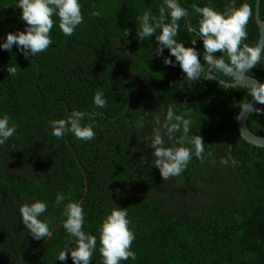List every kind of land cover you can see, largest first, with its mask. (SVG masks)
<instances>
[{"label":"trees","instance_id":"trees-1","mask_svg":"<svg viewBox=\"0 0 264 264\" xmlns=\"http://www.w3.org/2000/svg\"><path fill=\"white\" fill-rule=\"evenodd\" d=\"M208 2L181 0L193 25V5ZM243 2L235 0L236 6ZM246 2L253 9L246 43L255 45L260 37L256 0ZM81 3L84 23L70 37L54 27L52 46L36 58L26 59L15 46L10 52L0 50V114L7 113L18 125L16 135L0 146V264H21L45 241L35 240L21 224V203L32 198L47 201L45 217L52 230L63 219L64 204L55 205L57 194L74 201L84 196L82 171L65 137L53 136L50 127V121L67 116L68 108L104 113L96 118L93 140L68 134L89 179L84 227L98 239L92 264H102L100 222L118 206L127 208L136 235V259L121 264H264V147L248 143L237 128L242 101L252 99L248 87L203 81L207 66L200 80L189 85L178 66H165L155 55L154 37L139 42L137 16L146 9L158 15L161 0ZM232 3L211 0L217 10ZM20 14L17 0H0V38L23 30ZM260 15L264 21V0ZM179 23L180 39H196L187 32L186 20ZM127 28L132 34L124 38ZM197 47L202 49V42ZM7 65L16 67L17 74L9 75ZM248 75L264 80V61ZM97 90L105 94V108L96 109L92 103ZM184 105L193 121L190 134L201 135L206 143L205 159L193 156L180 176L163 180L145 137L158 126L157 116L163 122L169 107L180 114L186 111ZM247 125L264 137V114L252 113ZM229 154L236 163L221 164L220 158ZM68 242L59 228L26 264L64 263L56 259ZM67 263H72L70 258Z\"/></svg>","mask_w":264,"mask_h":264},{"label":"clouds","instance_id":"clouds-1","mask_svg":"<svg viewBox=\"0 0 264 264\" xmlns=\"http://www.w3.org/2000/svg\"><path fill=\"white\" fill-rule=\"evenodd\" d=\"M81 0H17V9L20 10L19 19L24 22L23 30L7 32L0 38V50L12 51L15 46L18 53L27 58H36L53 44L51 33L58 27L64 36H72L77 28L84 23ZM197 14V24L193 25L189 19L190 13L181 0H161L159 14L146 9L137 16L135 36L139 42L148 38L156 41L153 49L156 56L162 59L165 66L179 67L184 74V81L189 85L201 78L207 66L208 79L219 77L221 73L237 83L243 82L248 87V95L252 99L241 103V118L245 113L264 114V108L255 106L264 105V80L253 75L248 76L257 64L264 61V44L250 45L247 25L253 15L249 3L243 2L236 6L235 0L231 6L217 10L211 0L205 6L193 5ZM99 15V12H93ZM54 17L56 18L54 20ZM186 20L187 32L196 39L186 43L179 38L180 21ZM132 34L127 28L122 33L124 38ZM202 42V49L197 47ZM189 45V46H186ZM165 50L168 55L165 56ZM217 53H220L218 56ZM173 57L175 58L173 60ZM9 75H16L17 68L7 65ZM226 83L221 80V84ZM96 109L105 108L107 99L104 92L97 90L92 98ZM186 111L177 114L169 107L163 122L156 117L157 127L145 138L157 168L163 178L180 176L189 166L193 156L198 160L205 159V142L201 135L191 133L192 119L188 107ZM149 112L145 111V115ZM104 113L71 111L65 118L50 121L52 135L59 138L68 134L76 139L88 142L94 139L97 127L96 118ZM89 121H85V117ZM18 125L12 122L7 113L0 114V146L13 138L17 133ZM181 135H176L181 133ZM231 151V145H228ZM236 163L230 156L221 157L220 163L228 165L229 161ZM67 201L66 203H64ZM64 204L62 222L57 226L63 228L69 242L59 252L56 261L67 264L69 258L72 264H92L93 255L97 250V236L85 230L87 215L83 202L74 201L64 193H58L55 205ZM21 224L37 241L48 240L53 237L45 217L48 212V202L32 198L18 207ZM127 208L120 206L112 208L101 220L98 227L99 253L102 264H121L129 259L135 260L136 254L132 249L136 239L135 232L130 227Z\"/></svg>","mask_w":264,"mask_h":264},{"label":"water","instance_id":"water-1","mask_svg":"<svg viewBox=\"0 0 264 264\" xmlns=\"http://www.w3.org/2000/svg\"><path fill=\"white\" fill-rule=\"evenodd\" d=\"M261 1L262 0H256V8H255V18L256 21L260 27V37H259V41L258 44H264V21L261 19V15H260V9H261ZM249 76V75H248ZM200 80V78H198ZM208 79V74L206 75V78L203 81H207ZM217 82H219L221 84V78L217 77L215 79H213ZM226 83H222V85H224L225 87L229 88V87H238V86H242V87H247L246 84H244L243 82L237 83L235 80L233 81H225ZM252 103L255 106H259L258 104H256L255 101H252ZM73 110H71L70 108L67 109V115ZM77 111V110H74ZM251 114L245 113L242 118H241V113L239 114L238 118H237V128L239 131V134L241 135V137L246 140L248 143L257 146V147H264V137L259 136L254 134L248 127L247 125V121L248 118L250 117ZM65 141L66 144L68 145L69 149L72 151L78 166L80 167L83 177H84V181H85V192H84V196L81 198L80 202H83V207H84V203L89 195V191H90V186H89V179H88V174L86 172L85 167L83 166V164L81 163V161L79 160L78 154L76 152V150L74 149V147L71 145L68 135L65 136ZM61 223V222H60ZM56 224L55 227L52 229L53 231V236L55 235V233L57 232V230L59 229L57 226L60 224ZM53 238V237H52ZM52 238H49L48 240L44 241V243H42L40 246L36 247L35 249H33L30 253H28L27 255L24 256V258L21 261V264H26V262L28 261V259L35 255L36 253L40 252L42 249H44L49 242L52 240ZM47 264H64V263H57V262H53V263H47ZM67 264H72V263H67Z\"/></svg>","mask_w":264,"mask_h":264}]
</instances>
